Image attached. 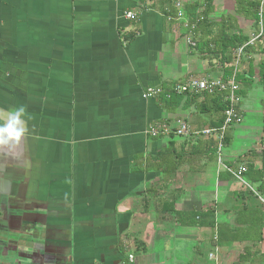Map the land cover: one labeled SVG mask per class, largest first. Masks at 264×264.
Listing matches in <instances>:
<instances>
[{
	"label": "crops",
	"instance_id": "0c3cea01",
	"mask_svg": "<svg viewBox=\"0 0 264 264\" xmlns=\"http://www.w3.org/2000/svg\"><path fill=\"white\" fill-rule=\"evenodd\" d=\"M234 7L217 0L210 19ZM188 36L185 20L154 0H0V264H264L257 80L243 98L263 95L247 124L257 131L232 125L223 150L225 165L246 168V183L183 138L175 174L149 169L169 140L149 137V126L181 119L200 130L202 120L194 106L168 113L144 91L222 75ZM206 211L214 227L177 219Z\"/></svg>",
	"mask_w": 264,
	"mask_h": 264
},
{
	"label": "trees",
	"instance_id": "16d2710c",
	"mask_svg": "<svg viewBox=\"0 0 264 264\" xmlns=\"http://www.w3.org/2000/svg\"><path fill=\"white\" fill-rule=\"evenodd\" d=\"M147 1V0H140ZM162 6L163 13L175 17L178 9L176 3L183 2V9L185 15L190 22L196 24L195 29H188L191 43L189 46L193 52L202 54L205 58L215 59L222 71V77L229 79L235 69L236 52L240 48H244L243 64L248 63L247 71H239L237 80L239 82V90L237 91L238 107L240 109L242 99L247 97L255 81L264 88V59L259 62V72L256 75L254 67L255 56L262 54L264 56V5L261 6L262 0H235V7L232 13L223 16L220 21H212L210 15L214 11L215 1L217 0H193L192 2L184 0H154ZM262 8V17H261ZM262 22L263 34L259 36V25ZM250 23V25H248ZM255 27V28H254ZM258 27V28H257ZM249 29L252 32H249ZM134 34L127 36L129 40L134 38ZM254 37H256L253 44H248ZM245 58V59H244ZM245 65V64H244ZM163 92L156 97L158 105L168 113H175L181 107L189 108L194 106L196 112L201 116L199 129L206 126L211 128H220L224 123V113L227 109L225 95L221 92L214 94H176L172 92L173 85H163ZM264 103V98L262 100ZM229 130V129H228ZM263 130H264V116H263ZM225 134L224 146L231 144L232 136ZM169 140L165 148L161 149L151 162L148 163L149 169H154L162 175L172 176L181 166L182 156L178 152L177 142L179 138H183L182 147L190 145L192 149L201 151V153H208L212 159L217 158V141L214 136H189L183 137L175 133L167 135ZM154 139H160L164 135L156 137L150 136ZM264 155V153H263ZM264 164V163H263ZM264 168V166H263ZM248 171H253L249 168ZM247 173V175L249 174ZM258 176L254 180H260L264 176V170L256 171ZM181 215L190 216L192 221H181ZM177 219L180 224L187 226H215V214L213 211L193 212L190 215L187 213H177ZM240 228L235 230L236 235ZM242 231V227H241ZM247 232V231H246ZM138 246L145 249V243L136 241ZM242 258V256H241ZM127 262H129L127 258ZM123 264H127L124 262Z\"/></svg>",
	"mask_w": 264,
	"mask_h": 264
},
{
	"label": "built area",
	"instance_id": "2783aa9c",
	"mask_svg": "<svg viewBox=\"0 0 264 264\" xmlns=\"http://www.w3.org/2000/svg\"><path fill=\"white\" fill-rule=\"evenodd\" d=\"M264 0H262L261 6L263 8ZM176 8L178 9L176 17L178 19H184L186 23V27L188 29H195L196 24L194 22H190L191 19H188L185 15L183 9V2L179 1L176 3ZM262 8H261V17H262ZM124 16L127 19H131L137 21L139 19V15L135 11H127ZM263 34V26L262 22L259 25V36ZM256 37H254L248 44H253ZM188 43H191L190 40ZM244 57V48H240L236 52V63L235 69L232 76L229 79H225L222 76H206L202 78H190L184 82L175 83L172 87V92L176 94H201V93H209L214 94L216 92H221L225 95V100L227 103V109L225 110L224 123L220 128H211L205 127L200 130L194 129L189 123L184 120L178 119L176 123L172 125L169 122H160L155 125H151L147 128L146 133L150 136L156 137L159 135L167 136L171 133H175L179 136L189 137V136H214L217 141V158L218 163L223 168L228 170L232 175H234L239 181L246 183L243 177V173L246 171V168L241 166L238 170L233 169L232 167L225 165L223 161V150H224V139L225 134L228 129L235 124H239L243 120V115L241 110L238 107V97L237 91L239 90V82L237 80V74L241 71L242 61ZM163 92V88L160 86L148 87L144 93L143 97L145 99L148 98H156ZM211 258H215L214 254L210 255ZM129 262L133 263L135 260L134 255H129Z\"/></svg>",
	"mask_w": 264,
	"mask_h": 264
},
{
	"label": "rangeland",
	"instance_id": "374dc122",
	"mask_svg": "<svg viewBox=\"0 0 264 264\" xmlns=\"http://www.w3.org/2000/svg\"><path fill=\"white\" fill-rule=\"evenodd\" d=\"M250 25V23H249ZM255 28V27H254ZM258 28V27H257ZM252 32V30H249ZM258 96L259 99L257 98ZM263 95L260 94L259 89H254L250 98L243 99V110H244V118H243V123L237 127V129L240 130L241 135H247V134H254L255 131H257L256 128H251L250 126H247V124L251 121V116L259 114V102L261 101V97ZM258 101V102H257ZM257 102V103H256ZM261 116V114H260ZM211 248L209 246L204 245L203 250H204V258L207 259V254H208V249ZM238 255H234L233 257L230 258V261L234 260L238 261Z\"/></svg>",
	"mask_w": 264,
	"mask_h": 264
}]
</instances>
